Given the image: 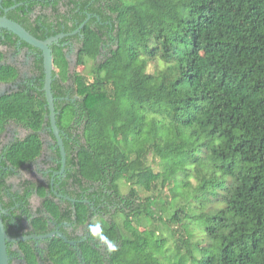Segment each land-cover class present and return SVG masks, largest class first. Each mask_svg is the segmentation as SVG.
<instances>
[{"label":"trees","instance_id":"1","mask_svg":"<svg viewBox=\"0 0 264 264\" xmlns=\"http://www.w3.org/2000/svg\"><path fill=\"white\" fill-rule=\"evenodd\" d=\"M1 5L0 15L39 39L85 23L73 70L66 47L52 46L57 124L63 136L77 134L64 138L65 191L73 186L77 197L87 185V199L112 219L83 201L45 199L35 234L71 222L109 249L88 241L79 252L59 236L41 250L18 241L25 264H264V0ZM1 30L0 47H14L19 37ZM4 56L0 49V82H13L19 70ZM35 64V87L0 96V135L10 123L31 131L2 152L6 209L14 204L7 180L41 155L49 123L42 56ZM10 214L17 223L3 215L8 234L22 236V216Z\"/></svg>","mask_w":264,"mask_h":264},{"label":"flooded vegetation","instance_id":"2","mask_svg":"<svg viewBox=\"0 0 264 264\" xmlns=\"http://www.w3.org/2000/svg\"><path fill=\"white\" fill-rule=\"evenodd\" d=\"M17 5L19 6V4ZM17 5H14L13 7H11V9L17 7ZM1 6L2 5H1V0H0V7ZM84 24L85 23H83L82 25L84 26ZM82 25L78 29L72 32H68L67 34L69 35L60 38L57 42H54L53 44L62 43L66 47L65 49L67 51V54H69L70 50L74 46L76 47V54H77L79 42H78V38H76L75 35H77L80 32L81 28L83 27ZM52 31H54V29H52ZM1 33H2V30L0 29V35ZM59 34L61 33H58L56 35H59ZM56 35L48 36L47 38L53 37ZM22 41L24 40H21L19 38V40L17 41V44L12 48L0 47V49L5 54L4 60H2V62H6L7 64H10L7 61V53H6L7 51L12 52V53L25 54L30 59V64H29L30 74L23 75L20 68L11 64L19 70V76L13 82H0V85H6L8 86V88H10L8 91L0 93V96L6 93L16 91V90H20V89L29 91L31 87H35L38 83L39 72L36 68L35 60L37 58H40V56H42V52L40 49L36 47L31 48V47L22 46L21 45ZM53 44L51 45V49H52ZM43 69H44V66H43ZM71 69L73 70V68ZM44 81H45V76H44ZM43 90H44V86H43ZM55 101H56V98H55ZM47 105H48V102H47ZM55 107H56V103H55ZM56 113H57V109H56ZM48 118H49V123L48 122L44 123L43 128L39 131V135L42 139L41 155L38 156L36 159H34L32 162L26 163L21 168L17 169L15 171V174L7 180V186L5 187V190H4V196L7 199V201L14 202L12 206L8 207L7 209L5 208L7 210L6 214L8 215V217L12 220L14 224L17 223V217L15 214H10V211H16L17 214H20L22 216V223H23L22 231L24 232L23 236L35 234L31 228V221L36 216L38 210L42 207V204L45 201V199H48V198L54 199L56 202H59L63 205L68 204V202L75 204L78 201H83L89 204L92 207V209L96 211L95 216H101L106 220H112L110 215L106 214V212L97 211L98 209H100V207L103 206L102 204H99L97 207H94V204L87 199V192L90 190L87 185L85 188H78L79 192H76L79 194V195L76 194L78 198L73 197L71 195L73 186H71L70 192L65 191L66 186L64 182H65V179L67 178V168H68L67 167V153H66L65 167L63 168L64 162H63V156L61 153V147L54 134L53 127L50 121V116ZM10 125H15L17 126V128L19 127L20 129L25 130L27 132L26 136L21 137V138H14L12 139V141L8 143L3 142L2 136L7 132ZM30 133H31L30 130L22 126L16 125L15 123H10L9 125H7L4 133L0 135V154H1L0 159L2 158V152L5 146L12 144L17 139H25ZM60 134L62 136L63 142H64V138L66 137L67 139L69 138L71 142L74 143V139L77 136L75 132L72 133L73 135L63 136L61 133V129H60ZM64 147H65V142H64ZM65 151H66V147H65ZM0 166H1V160H0ZM39 190L44 191V196L39 195ZM17 192L20 193L21 196H23L21 197L20 202H17L16 200ZM51 226H52L51 232H56V231L62 232L61 228L64 227L69 232V235H66L63 232L62 233L65 236H67V238L70 241L73 242L71 245L74 247L75 250L79 252L82 249L80 245L88 241L92 243L93 245H97L98 248L103 251L109 249V246L107 247L105 243L99 242L97 239H95L85 226L81 225L77 229H75L74 228L75 226L71 222H66V221L61 222V223H57L53 221L51 223ZM54 236H58V235H54ZM47 239L49 238L27 239V241H32L34 248L37 250H41L45 248ZM8 248H9V245H8ZM8 252L10 255L11 264H15L16 259L20 261V264H25V262L22 259V254L20 253V249L16 243H12V245L10 246V249H8Z\"/></svg>","mask_w":264,"mask_h":264},{"label":"water","instance_id":"3","mask_svg":"<svg viewBox=\"0 0 264 264\" xmlns=\"http://www.w3.org/2000/svg\"><path fill=\"white\" fill-rule=\"evenodd\" d=\"M0 29L9 30L10 32L16 34L21 40L26 41L28 44L40 49L42 52L43 66H44V73H45L44 91L46 94V98H47V102H48V106L50 110L49 116H50L51 125L53 127V131L58 140V143L61 147V153H62L63 162H64L63 168H64L65 163H66V151H65L62 136L60 134V129L57 125L55 97L52 91L54 58H53V51L51 49V45L54 42H57L60 38L67 36L69 34L61 33L59 35L49 37L45 40L39 39L33 34H31L22 24H20L19 22L15 20L10 19L6 15H0ZM71 68H74V66L71 65ZM6 213H7V210L3 207V204L0 201V264H10V255L8 252L9 243H17L18 241H25L27 239H45V238H50L54 235H58L60 238H62L65 242L69 244L73 243L67 238V236H65L60 231L51 232L45 235L34 234V235H25V236L22 235L18 237H13L9 235L6 230V226H5L4 218H3V215Z\"/></svg>","mask_w":264,"mask_h":264},{"label":"rangeland","instance_id":"4","mask_svg":"<svg viewBox=\"0 0 264 264\" xmlns=\"http://www.w3.org/2000/svg\"><path fill=\"white\" fill-rule=\"evenodd\" d=\"M7 61L10 64H13L21 69V72L23 75H29V64L30 59L25 54H18V53H12L7 51ZM68 57L71 61V65H76V47L73 46V48L70 50ZM81 71V69L79 70ZM10 88L6 85H0V93L8 91ZM27 132L25 130L20 129L19 127L15 125H10L7 132L2 136L3 142H10L14 138H21L26 136ZM15 264H20V261L18 259L15 260Z\"/></svg>","mask_w":264,"mask_h":264}]
</instances>
